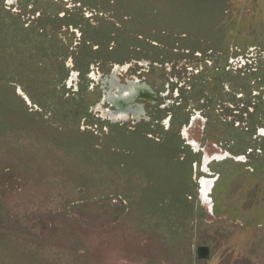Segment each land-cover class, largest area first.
Masks as SVG:
<instances>
[{"label": "rangeland", "instance_id": "obj_1", "mask_svg": "<svg viewBox=\"0 0 264 264\" xmlns=\"http://www.w3.org/2000/svg\"><path fill=\"white\" fill-rule=\"evenodd\" d=\"M77 1L133 36L164 31L180 51L240 41L242 29L255 62L264 60V0ZM5 75H16L19 94ZM56 87L47 71L0 54V264H264V165L250 175L242 164L221 167L232 172L204 198L192 157L164 155L124 126H77ZM186 136L217 152L197 131Z\"/></svg>", "mask_w": 264, "mask_h": 264}, {"label": "flooded vegetation", "instance_id": "obj_2", "mask_svg": "<svg viewBox=\"0 0 264 264\" xmlns=\"http://www.w3.org/2000/svg\"><path fill=\"white\" fill-rule=\"evenodd\" d=\"M150 2L154 0H145V5L156 8L163 1H156V7ZM84 8L77 0H0V54L5 64L47 71L65 100L73 101L68 105L77 126H124L125 134L137 133L175 158L192 157L190 166L199 167L197 191L204 198L232 172L221 167L242 164L248 175L261 169L264 60L255 62L248 51L253 45H245L246 31L235 27L242 40H223L206 52L200 47L180 51L166 47L164 31L141 30L133 36L113 20L95 18L100 13L95 8ZM221 32L224 37L228 29ZM15 79L2 77L16 91L21 83ZM21 97H27L26 91ZM191 131L205 143L210 140L217 152H206L189 140Z\"/></svg>", "mask_w": 264, "mask_h": 264}, {"label": "water", "instance_id": "obj_3", "mask_svg": "<svg viewBox=\"0 0 264 264\" xmlns=\"http://www.w3.org/2000/svg\"><path fill=\"white\" fill-rule=\"evenodd\" d=\"M198 256L199 257H208V248L205 246L198 247Z\"/></svg>", "mask_w": 264, "mask_h": 264}, {"label": "trees", "instance_id": "obj_4", "mask_svg": "<svg viewBox=\"0 0 264 264\" xmlns=\"http://www.w3.org/2000/svg\"><path fill=\"white\" fill-rule=\"evenodd\" d=\"M42 108V107H41ZM70 114H71V111H70ZM165 151V150H164ZM165 155H169L170 157H172V155H170V154H167V153H165ZM259 171V170H258Z\"/></svg>", "mask_w": 264, "mask_h": 264}]
</instances>
